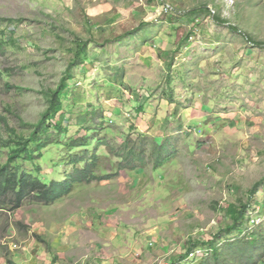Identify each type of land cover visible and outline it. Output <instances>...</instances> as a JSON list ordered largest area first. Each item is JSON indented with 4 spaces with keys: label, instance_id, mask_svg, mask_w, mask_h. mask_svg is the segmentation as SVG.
Wrapping results in <instances>:
<instances>
[{
    "label": "rangeland",
    "instance_id": "rangeland-1",
    "mask_svg": "<svg viewBox=\"0 0 264 264\" xmlns=\"http://www.w3.org/2000/svg\"><path fill=\"white\" fill-rule=\"evenodd\" d=\"M170 2L161 14L157 0H0L1 17L23 19L0 22L10 125L28 134L18 118L37 123L46 92L72 78L46 157L22 164L68 176L66 143L96 136L104 176L53 203L0 208V264H214L210 251L186 252L214 243L225 254L232 203L248 204L249 230L264 233V180L253 193L264 179V0ZM77 39L90 43L81 60Z\"/></svg>",
    "mask_w": 264,
    "mask_h": 264
},
{
    "label": "trees",
    "instance_id": "trees-1",
    "mask_svg": "<svg viewBox=\"0 0 264 264\" xmlns=\"http://www.w3.org/2000/svg\"><path fill=\"white\" fill-rule=\"evenodd\" d=\"M197 9L191 10V12ZM22 18L1 17L0 22L18 23ZM235 29L234 26H230ZM238 29V28H237ZM247 39L250 36L247 35ZM78 49L75 58L81 60L88 52L90 43L81 39H77ZM257 45L263 46V43ZM75 64V63H74ZM71 64V65H74ZM72 79L71 74L63 77L60 84L54 90L46 92L48 100V108L42 113L40 120L35 124H27L18 118L22 124L30 128L28 134L18 133L17 130L10 125L9 119L0 114V149H7V160L0 164V208L9 206L17 208L24 204L27 199H33L46 204L53 203L64 195H67L72 190V185L75 181L85 180H99L104 176L96 174L97 148L91 146V139H96V136L90 138L89 136H81L76 139H70L66 143V148L69 151V159L65 161L72 165L75 170L68 176L60 175L59 179L49 178V173L41 170L39 164H34V169H27L23 162L36 163L38 159L46 157V148L50 145L51 140L49 133L52 127L61 129V122L56 121L59 113L63 112L64 106L62 97L66 95L69 87L67 81ZM56 121L55 124H52ZM76 149H82L79 153H74ZM93 154H90L92 153ZM169 153L164 145H160L157 151V159L163 160ZM95 157H94V156ZM140 160V150H132L128 161L132 164L131 169L134 168L136 162ZM59 162H53V169L58 167ZM264 179L257 182L253 188V193H259L261 190L259 186ZM248 204L238 206L236 204H229L226 212L232 219L223 231L226 236L235 234L236 238L231 240L225 254L217 244L208 243V247L202 245L197 246L201 248H210L211 255L214 257V264H218L221 259L229 257L236 259L240 264H257L259 261H264V234L263 230H249L248 226L253 220L248 213ZM249 234V236H248ZM262 235V236H261ZM222 237V232L217 233V238ZM194 247V246H193ZM194 247L186 252V257L189 253L197 248ZM257 255L259 258H257ZM56 257L53 262L56 261ZM201 261V260H200ZM203 264H207L204 262Z\"/></svg>",
    "mask_w": 264,
    "mask_h": 264
},
{
    "label": "built area",
    "instance_id": "built-area-1",
    "mask_svg": "<svg viewBox=\"0 0 264 264\" xmlns=\"http://www.w3.org/2000/svg\"><path fill=\"white\" fill-rule=\"evenodd\" d=\"M157 2L160 4L159 12L161 14L163 13L168 14L172 11L173 7H172L170 0H157ZM210 250H211L210 248L197 247L189 253V257H195V255L197 254L203 253L204 251H210ZM205 254H207V252L203 253L202 255H205ZM202 255H199V256H202Z\"/></svg>",
    "mask_w": 264,
    "mask_h": 264
}]
</instances>
